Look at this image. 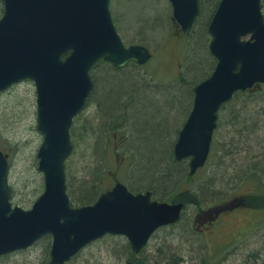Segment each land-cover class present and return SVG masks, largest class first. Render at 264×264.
Here are the masks:
<instances>
[{"label":"water","instance_id":"1","mask_svg":"<svg viewBox=\"0 0 264 264\" xmlns=\"http://www.w3.org/2000/svg\"><path fill=\"white\" fill-rule=\"evenodd\" d=\"M0 94L30 81L36 94L37 153L44 191L31 209L11 203L9 163L0 151V258L52 240L50 264H68L91 244L123 237L141 254L161 229L180 222L184 204L153 200L118 183L92 205L74 207L67 193L71 129L94 89L91 70L100 61L115 69L145 66L152 53L126 47L114 25L110 0H0ZM174 20L190 35L200 0H169ZM263 0H221L208 26L214 72L194 89L192 111L174 146L177 162L189 160L190 176L210 156L221 108L238 93L264 85ZM126 264H139L129 261Z\"/></svg>","mask_w":264,"mask_h":264},{"label":"rangeland","instance_id":"2","mask_svg":"<svg viewBox=\"0 0 264 264\" xmlns=\"http://www.w3.org/2000/svg\"><path fill=\"white\" fill-rule=\"evenodd\" d=\"M2 8L0 3V18ZM110 10L125 46L146 47L152 53V60L143 68L126 67L120 70L126 75H119L108 65H99L92 70L91 76L98 89L95 84L87 108L74 121V150L66 163L67 183L73 197L84 187L97 186L95 173L99 170L108 176L104 190L117 183L128 189L147 186L139 177L140 171L149 170L162 159L163 149L156 145L161 133L157 126L161 117L171 112L167 106L172 96L176 95L187 58L186 40L173 18L168 0H110ZM126 96L132 100L122 107L120 104L123 105ZM178 97L185 98L182 94ZM131 105L133 107L130 108ZM99 106L112 118L122 111L128 118L131 117L128 125H121L122 131L117 133L116 138H102L98 148L99 153L102 151L100 155L95 153L100 137L99 125L102 124ZM36 110L35 87L30 81L19 83L0 95V150L8 156L10 164L11 203L25 211L31 209L44 191V179L38 172L37 158L43 137L37 130ZM177 113L171 112V115ZM187 113L188 108L183 101L178 116L183 119ZM155 115L157 126L151 121ZM183 123L184 120L181 125ZM175 131L177 127H173ZM259 136L262 140L263 136ZM232 139V135L227 137V140ZM260 145L254 147L262 156L264 143ZM243 146L242 143L237 148L244 152L238 150L237 157L248 156ZM165 147L166 151L170 149L167 144ZM217 150L216 156L220 159V148ZM238 165L242 164L238 162ZM208 175L198 174L192 184L203 183L208 180ZM172 184L175 185L176 181ZM153 187L160 189L159 186ZM255 193L254 184L250 182L237 189L240 198ZM170 194L167 192L166 196ZM124 242L127 241L123 237L107 236L88 246L72 264H124L117 252ZM48 245L38 243L29 250L0 260V264H41ZM254 254L258 264H264V212L251 209L244 203L233 209L224 205L212 207L206 213L197 212L195 207L189 206L176 227L160 230L138 256L144 264H165L175 255L183 259V264H203V261L209 264H243Z\"/></svg>","mask_w":264,"mask_h":264},{"label":"trees","instance_id":"3","mask_svg":"<svg viewBox=\"0 0 264 264\" xmlns=\"http://www.w3.org/2000/svg\"><path fill=\"white\" fill-rule=\"evenodd\" d=\"M220 1L221 0H201L200 18L190 36H184L187 53L184 71L180 77L179 86L176 87V95L172 96L167 108L171 110V112L177 113L178 111L177 114L179 115V109H181L182 102L184 101L188 108V113L185 118L180 119L178 115H171V112H169L167 116L161 117L158 126L156 125V115L151 117V121L155 123L154 126L156 125L161 131L156 145L163 149V151L161 150L163 156L159 162L156 161V164L152 165V168H150V165L149 170L141 169L139 177L142 181L146 182L147 186L142 188L131 187L130 190L135 194L150 192L153 199L161 203L184 204V212L189 206L195 207L197 212L206 213L208 209L212 207L216 208L224 205L227 208L233 209L244 203L251 209L263 210L264 212V189L262 188L264 181V154H262V156L261 153L257 154L255 151L256 148L254 147L255 145L260 147V143L262 145L264 143V85L257 86L245 93L236 94L230 103L221 108L218 128L214 134L210 157L206 165L207 168L205 167V169L198 172V174H209L207 177L208 180L193 185L192 182L196 179L198 174L194 177H190L189 161L177 162L174 158V145L178 139L179 132L185 124L183 123L181 125V121L184 120V122H186L193 107L194 88L199 83L207 80L212 75L216 66V62L210 55L208 49L210 43L208 26L216 13ZM1 12L3 14V8ZM99 65H105V67H107V64L103 61L99 62L95 67ZM95 67L93 69H95ZM108 67L112 71L114 70V72L119 73V75L125 74V71L113 69L109 65ZM128 67L138 68L135 64H131ZM208 67L209 71L207 72L206 70ZM94 84H96L95 81ZM97 87L98 84H96V88ZM181 94L183 98L185 97L184 100L182 97H178V95ZM124 99L123 105L120 104L122 107L124 105L127 106L132 100L131 97L128 96ZM131 107H133V105H131L130 108ZM99 108L101 110L100 118L102 117V124L99 125L100 137L96 143L95 153L100 155L102 151L99 153L98 148L100 147L102 138L104 136L107 140L111 139V137L116 138L118 135L117 133L122 131L121 125L126 124L131 117L128 118L126 112L122 111L117 117L112 118L103 112L101 106H99ZM155 112H157V110H155ZM173 127H177V131L173 132ZM129 128L132 130L130 126ZM231 135L233 139L227 140V137ZM258 135H262L263 139L261 140L260 136L257 137ZM73 136H75L74 130L71 131V137L73 138ZM242 143L245 145L243 146V150L246 151L248 155L245 158L236 156L238 150H240L237 148ZM250 143L251 145L247 146ZM165 144L170 146L168 151L165 150ZM217 148H220L221 151V156H219L220 159L216 156L218 151ZM240 152L243 151L240 150ZM227 162H230V164H227ZM238 162L242 165H238ZM209 167L211 170H209ZM95 174L97 176V186L94 188L93 186L84 187L78 195L74 197L71 195L69 184L67 183L68 194L74 206L83 207L92 205L107 191L104 190L108 178L106 173L99 170V172L96 171ZM172 181H176V184L173 185ZM249 182L254 184L256 193L245 198L238 197L237 189L240 188L241 185ZM153 185L159 186L160 189L156 190ZM167 192L171 194L166 196ZM183 217L184 214L182 219ZM172 227L174 228L176 225ZM191 229L193 231V226H191ZM42 242L48 243L49 245L46 248L41 264H50L51 238L47 237L40 243ZM117 252L119 259L124 264L129 261H136L139 264H144L139 256L132 252L128 242L122 243ZM7 257H3L0 260L6 259ZM77 257L78 256L73 258L70 264L76 261ZM256 259L257 255L254 254L243 264H258ZM165 264H183V259L179 255H175ZM203 264L209 263L203 261Z\"/></svg>","mask_w":264,"mask_h":264},{"label":"flooded vegetation","instance_id":"4","mask_svg":"<svg viewBox=\"0 0 264 264\" xmlns=\"http://www.w3.org/2000/svg\"><path fill=\"white\" fill-rule=\"evenodd\" d=\"M94 89H95V84H94ZM4 154H5V152H4ZM5 156H7L6 154H5ZM7 158H8V156H7ZM9 161V160H8Z\"/></svg>","mask_w":264,"mask_h":264}]
</instances>
